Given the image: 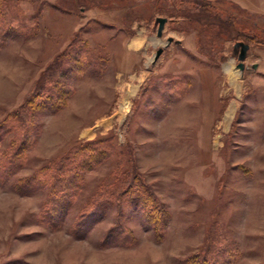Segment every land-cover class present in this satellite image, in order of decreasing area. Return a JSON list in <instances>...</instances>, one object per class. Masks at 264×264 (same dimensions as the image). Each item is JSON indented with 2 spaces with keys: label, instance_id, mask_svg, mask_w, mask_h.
<instances>
[{
  "label": "rangeland",
  "instance_id": "obj_1",
  "mask_svg": "<svg viewBox=\"0 0 264 264\" xmlns=\"http://www.w3.org/2000/svg\"><path fill=\"white\" fill-rule=\"evenodd\" d=\"M190 1L0 0V264H199L224 239L208 264H264V0ZM92 141L49 217L42 168Z\"/></svg>",
  "mask_w": 264,
  "mask_h": 264
},
{
  "label": "trees",
  "instance_id": "obj_2",
  "mask_svg": "<svg viewBox=\"0 0 264 264\" xmlns=\"http://www.w3.org/2000/svg\"><path fill=\"white\" fill-rule=\"evenodd\" d=\"M1 1L2 3H5L4 2L5 0H1ZM190 3L194 9L198 5H209V6L211 5L209 3V0L207 1L193 0V1H190ZM250 38L251 37L247 36L246 40L248 42H251ZM53 73L54 72H52V74L50 73L49 75H46V77L44 78L45 80L43 81V84L40 86V89H42V91L44 90V92L46 91L47 95L40 96L38 98V104L36 106H34L33 99L31 100V103L29 104L30 106L27 107L28 109L19 113V116L16 118L15 121L18 122V126L21 127L25 123L27 127L29 128V127H32V125H34L35 123H37L36 118H34L35 111L34 110L31 111V109H35V107L41 105V102L43 103L45 102L47 104L46 98L49 99V101L51 100L52 98L51 94H52V91L54 90L53 89L54 84L60 82L59 76L55 77L56 74L54 73L55 74L54 75ZM97 142H94V141L87 142L84 145L86 148L84 146L74 147L73 150H71V152L66 154L63 157V159L59 161L58 166L54 167V165L50 162L42 168V175H43L42 183H48L47 184L48 194L44 202V207H45L44 210H45L46 215L51 217L52 211L57 207L58 201L60 200V198L65 196V193L67 192V190L75 185L76 178L79 176L78 173L81 171V169H83L80 164L84 163L82 160H79L78 154L80 157L81 155L83 157L92 155L90 154L91 152L89 150L93 149V145L97 144ZM87 144H90L92 148L91 147L87 148L86 146ZM78 149H80V151L77 153ZM86 149H89V150H86ZM94 149H97L98 153L102 152L100 145L95 146ZM17 155H19V150H17L15 146L13 147L10 153L9 159H13ZM35 175L32 177L29 176L25 178L23 180V184L26 185L27 187H32V188L37 186L38 183H34L33 181V177H35ZM47 179H49V182H47ZM38 185L40 186V183ZM123 194L129 195L128 197L129 203H134L137 207H141V205H147L150 207L152 212L156 214L157 212H159L157 221L155 220L156 222L155 224L157 226L155 228H160L158 227V225L161 224L159 223V220H158L160 219L159 217L161 214L160 206H159V203L156 202V198L151 194V191L149 190L146 184H143V185L141 184V186H135L134 190H132L131 193L124 192ZM91 203L92 202L89 199L85 202L84 204L85 208H84V211H82V214L90 210V208H88V204H91ZM123 237L125 236L123 235ZM228 248L229 246L227 244L226 239H224L223 242L219 240L217 241L215 240L214 245L202 251V255L199 257V261L197 259L195 261L199 264H208V258L210 255H214L216 256V258L218 257L219 258L221 257V259L225 258L224 255H227L228 252L226 250Z\"/></svg>",
  "mask_w": 264,
  "mask_h": 264
},
{
  "label": "water",
  "instance_id": "obj_3",
  "mask_svg": "<svg viewBox=\"0 0 264 264\" xmlns=\"http://www.w3.org/2000/svg\"><path fill=\"white\" fill-rule=\"evenodd\" d=\"M166 18L163 17H157L155 19V23H157V27H156V35L157 36H161L163 28H164V24H165ZM171 37L168 38L167 42L171 41ZM249 45L248 43L242 42V41H238L235 43V48H239V52L237 55L238 58V63H237V67L239 69H243V60L245 59L246 56V52L248 49ZM163 51V47H159L157 48L154 56H153V60L152 62H155V60L159 57V55L161 54V52Z\"/></svg>",
  "mask_w": 264,
  "mask_h": 264
},
{
  "label": "bare ground",
  "instance_id": "obj_4",
  "mask_svg": "<svg viewBox=\"0 0 264 264\" xmlns=\"http://www.w3.org/2000/svg\"><path fill=\"white\" fill-rule=\"evenodd\" d=\"M226 68H227V71L229 72V74L232 75V73H233L232 71L233 70L231 69V67L229 66V67H226ZM122 107H123V109H126L128 107V102L127 101L124 102Z\"/></svg>",
  "mask_w": 264,
  "mask_h": 264
}]
</instances>
